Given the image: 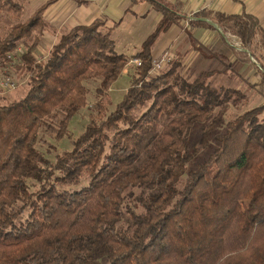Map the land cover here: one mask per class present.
Returning <instances> with one entry per match:
<instances>
[{
	"label": "trees",
	"instance_id": "trees-1",
	"mask_svg": "<svg viewBox=\"0 0 264 264\" xmlns=\"http://www.w3.org/2000/svg\"><path fill=\"white\" fill-rule=\"evenodd\" d=\"M47 7L21 20V1L0 0V20H16L0 31V70L15 64L29 87L0 105V264H264V104L220 130L228 104L246 97L213 83L223 71L190 80L177 59L150 74L153 44L180 17L175 5L157 4L162 18L133 55L116 48L118 22L98 18L60 34L38 58ZM203 18L240 38L263 66L255 16L203 11L191 26L216 29ZM131 58L142 65L108 112V91ZM96 78L90 123L70 150L48 158L42 130L56 120L54 138L72 137L68 123Z\"/></svg>",
	"mask_w": 264,
	"mask_h": 264
},
{
	"label": "crops",
	"instance_id": "crops-1",
	"mask_svg": "<svg viewBox=\"0 0 264 264\" xmlns=\"http://www.w3.org/2000/svg\"><path fill=\"white\" fill-rule=\"evenodd\" d=\"M30 1L36 4L41 3L40 6L48 2V7L44 12L46 26L40 35L39 47L36 53L37 57H46L53 44L57 41L56 39H58V36L69 32L72 27L76 25H87L98 18H105L107 19V25L110 27L118 22V25L113 29L114 31L117 28L122 29V27H124L126 20H128L127 15L129 14L132 15L133 18L131 19H133V21L137 20L138 16L146 18L147 15L152 14L156 22V27L162 18V13L157 7V4L175 5L180 17L176 23L171 25L167 32H162L157 38L152 48L153 57L158 56L167 48L174 49V45L177 43L179 44L184 39L185 35L189 36V41L194 47V43L190 38V34H192V37L196 41V46L202 47L200 43H203V46H207V49L212 50L213 48L215 51L219 49L222 50H219L220 56L224 57L225 61L229 59L228 57L230 55L234 54V59L228 60L226 67L229 71L233 68L236 70L235 79L241 82L239 84H242V81H247V78L251 77L248 79L247 85L251 87L253 94L256 93L257 97L259 95L258 99H261L260 104H264V91H259L262 84H264V59L262 60V66L260 62L252 56L251 50L242 46L243 44L240 38L230 33H225L216 22L214 23H216L219 28L215 26L216 29L214 30L207 27L194 28L190 24V20L200 12H224L226 15L250 14L253 17L255 16L264 28V0H141L134 5H132V0ZM203 19L207 20L209 23L214 21L211 18ZM232 37H234L233 40ZM228 44L234 47V50H230L227 46ZM47 46V55H39V49ZM194 49L196 48L194 47ZM198 52L202 55L199 50ZM262 52L264 56V49ZM242 54L244 56H242ZM247 69L250 70V74L252 73L250 76L249 71L248 76H244V71ZM221 74L227 73L223 71ZM234 88L244 92L241 86L237 85V87Z\"/></svg>",
	"mask_w": 264,
	"mask_h": 264
},
{
	"label": "rangeland",
	"instance_id": "rangeland-1",
	"mask_svg": "<svg viewBox=\"0 0 264 264\" xmlns=\"http://www.w3.org/2000/svg\"><path fill=\"white\" fill-rule=\"evenodd\" d=\"M19 1H21L24 6V11L22 12L23 15L21 16V20H25L26 18H28L30 14L41 4L32 3L30 0ZM3 15H5L4 20H0L1 32H4L11 26L13 22L16 21L11 16V14L3 13ZM131 18H133L132 15H127L128 20H126L124 27H122V29L117 28L112 33V37L115 39L117 44V50L122 53L124 52L127 55H133V53L135 54L142 48L143 42L145 41L146 37L153 31L156 25V22L154 21V16L152 14L147 15L146 18L138 16L137 20L134 21ZM233 39L234 37H232V40ZM200 46H202L200 50L205 51L207 53L213 52L217 54V56H206L203 55V53L201 55L197 49H194L192 43H190L188 35H185L184 39L179 44L177 43L176 45H174V49H172L173 51L170 50L174 55L173 60L181 59L183 61V75L192 80L203 70L217 69L220 71H224L227 74H221L218 76L215 75V77L212 78L213 83L216 85H225L229 87H237L238 85L241 86L242 90H244V93L246 94V97H243L241 101L228 104V110L226 112L225 119L223 122L224 124L222 125V127H220V130H222L226 126L228 121L233 119L235 116L242 114L246 110L261 105V99H258L259 95L257 97L256 93L253 94L251 91V87L247 85V81L251 77L247 78V81H242V84H239L241 82L235 79L236 70L233 68L229 71V69L226 67L228 60L234 59V54L230 55L228 57L229 59L225 61V58L220 56V49L218 51H215V49L213 50V48L212 50L207 49V46L204 47L203 43H200ZM227 46L230 50H234V47L230 46V44H228ZM47 48L48 46L45 48L41 47L38 51V54L47 55ZM242 56L244 55L242 54ZM13 65L15 64H12L10 68H8L9 74H11L15 78L16 82L18 83V86L14 90L4 91L0 89V105L10 103L14 100L23 97L27 93V90L29 88L28 76L25 74V71L18 70L15 67L16 65ZM167 67L168 65L166 66V68ZM248 71L249 76L252 74H250V70L247 69L244 71V76H248ZM135 72L136 66L128 64L124 71L121 73V76H119L117 80L112 83L110 90L108 91V112L114 110L117 104L124 99L125 93L131 85V81ZM98 84V78L86 82V85L89 88L87 103L83 107L81 106V108L72 116L68 123V130L70 132L69 134H71L72 137H69V135L67 134L59 139L54 138V133L56 130L55 128H57L56 120L50 121L52 123L51 128L47 127L42 130L41 139L38 143V146L48 158L55 160L57 154L63 152L64 150H70L72 148V138L79 136L85 131L86 126L91 121V115L95 111V103L97 100L96 87L98 86ZM259 91H264V84H262V87ZM263 116L264 113L262 114V117ZM207 155L208 151H205L202 155L199 156V159H204ZM85 181L86 179L84 180V183ZM39 187L40 185L37 183L31 188V190L35 191Z\"/></svg>",
	"mask_w": 264,
	"mask_h": 264
},
{
	"label": "built area",
	"instance_id": "built-area-1",
	"mask_svg": "<svg viewBox=\"0 0 264 264\" xmlns=\"http://www.w3.org/2000/svg\"><path fill=\"white\" fill-rule=\"evenodd\" d=\"M170 48L163 50L158 56L153 57L152 59V68L150 70V74L155 75L163 72L166 69V66L174 59V55ZM24 52V46L20 44L13 52L8 55V58L13 60V63L19 58V55ZM129 64L132 66H141L142 60L139 58H131ZM18 86L15 78L9 74V69L4 68L0 70V89L6 90H14Z\"/></svg>",
	"mask_w": 264,
	"mask_h": 264
},
{
	"label": "water",
	"instance_id": "water-1",
	"mask_svg": "<svg viewBox=\"0 0 264 264\" xmlns=\"http://www.w3.org/2000/svg\"><path fill=\"white\" fill-rule=\"evenodd\" d=\"M211 22V21H210ZM214 26H216L217 28H219L218 27V25L216 24V23H214V21L213 22H211Z\"/></svg>",
	"mask_w": 264,
	"mask_h": 264
}]
</instances>
